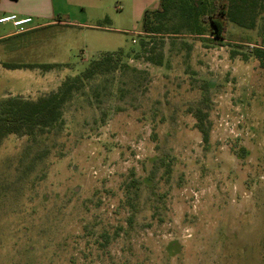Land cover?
I'll return each mask as SVG.
<instances>
[{
    "label": "rangeland",
    "instance_id": "rangeland-1",
    "mask_svg": "<svg viewBox=\"0 0 264 264\" xmlns=\"http://www.w3.org/2000/svg\"><path fill=\"white\" fill-rule=\"evenodd\" d=\"M26 1L29 26L45 25L0 42V99L130 55L65 104L41 147L0 142V264H264V12L252 29L228 22L222 48L164 36L158 65L136 56L157 0Z\"/></svg>",
    "mask_w": 264,
    "mask_h": 264
},
{
    "label": "trees",
    "instance_id": "trees-1",
    "mask_svg": "<svg viewBox=\"0 0 264 264\" xmlns=\"http://www.w3.org/2000/svg\"><path fill=\"white\" fill-rule=\"evenodd\" d=\"M264 12V0H159L153 9L143 14L142 36L139 39V52L147 60L161 64V52L155 53L154 44L163 43L164 36L197 35L212 45H222L228 22L252 29L257 18ZM57 21H60L57 19ZM158 39V40H157ZM130 55L119 48L101 53L90 60L80 73L66 77L53 91L35 99L21 95H9L0 99V142L9 134L27 136L32 146H42L55 126L62 120L65 104L78 94L97 76L123 69L128 64L122 61ZM135 56V57H136ZM254 56L264 62V49L255 47ZM57 64H3L6 68L41 67L49 70ZM198 116V114H196ZM200 131L207 139L206 131ZM43 156L46 150H42ZM36 154L35 161L39 160ZM264 245V243H263Z\"/></svg>",
    "mask_w": 264,
    "mask_h": 264
},
{
    "label": "crops",
    "instance_id": "crops-1",
    "mask_svg": "<svg viewBox=\"0 0 264 264\" xmlns=\"http://www.w3.org/2000/svg\"><path fill=\"white\" fill-rule=\"evenodd\" d=\"M17 0H0V16L2 14H10V13H14V14H19L18 16L22 17V16H28L30 15L29 12H32L29 8L31 7V5L29 4H25V9L22 10V6H18L17 5V2H15ZM37 1H41V0H27L26 2H33V4ZM158 1L157 0V3L154 5L153 8H155L158 4ZM45 2H49V0H46ZM32 4V5H33ZM49 8V3H47L46 5V9L48 10ZM42 11V12H41ZM44 10L41 9L40 7V2L38 3L37 5V10L35 11L36 13H40L41 15H38L40 17H44L46 15V13H43ZM45 25V23H40V24H36V25H33V26H30V29H34V28H37V27H41ZM13 26V25H12ZM14 27V26H13ZM15 34H20L19 32H17V30L15 29L14 31H10V32H4V33H0V42L1 41H5L6 39H8L9 37L15 35ZM226 39V38H225ZM224 39V41H226ZM223 41V42H224ZM224 45V44H222ZM222 45H218L219 48H222ZM1 61V60H0ZM16 69V68H15ZM4 97V96H3Z\"/></svg>",
    "mask_w": 264,
    "mask_h": 264
},
{
    "label": "built area",
    "instance_id": "built-area-1",
    "mask_svg": "<svg viewBox=\"0 0 264 264\" xmlns=\"http://www.w3.org/2000/svg\"><path fill=\"white\" fill-rule=\"evenodd\" d=\"M11 22L16 27L17 32H24L30 29L29 24L32 22L30 16H18L14 13L4 14L0 16V23Z\"/></svg>",
    "mask_w": 264,
    "mask_h": 264
}]
</instances>
